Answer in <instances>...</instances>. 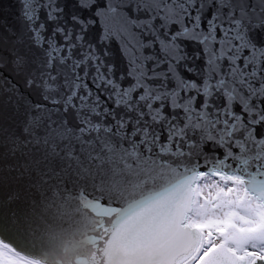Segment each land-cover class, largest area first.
<instances>
[{
	"label": "snow or ice",
	"instance_id": "obj_1",
	"mask_svg": "<svg viewBox=\"0 0 264 264\" xmlns=\"http://www.w3.org/2000/svg\"><path fill=\"white\" fill-rule=\"evenodd\" d=\"M12 8L0 11V218L128 212L192 174L264 192V0Z\"/></svg>",
	"mask_w": 264,
	"mask_h": 264
},
{
	"label": "water",
	"instance_id": "obj_2",
	"mask_svg": "<svg viewBox=\"0 0 264 264\" xmlns=\"http://www.w3.org/2000/svg\"><path fill=\"white\" fill-rule=\"evenodd\" d=\"M14 4L0 0V11L11 12ZM200 176L161 183L151 199L128 212L69 205L39 218L21 216L14 224L0 218V246L40 264H182L201 242L200 229L188 224ZM255 194L264 200V192ZM263 235L264 221L249 232L234 233L199 264H250L247 254L228 244L243 246Z\"/></svg>",
	"mask_w": 264,
	"mask_h": 264
},
{
	"label": "rangeland",
	"instance_id": "obj_3",
	"mask_svg": "<svg viewBox=\"0 0 264 264\" xmlns=\"http://www.w3.org/2000/svg\"><path fill=\"white\" fill-rule=\"evenodd\" d=\"M224 175V174H219ZM206 175L195 187L196 198L188 223L214 234L224 228L248 229L257 226L264 219V204L255 199L238 177ZM245 220V226L241 221ZM264 245V237L257 245ZM210 247L208 250H210ZM203 254H200V258Z\"/></svg>",
	"mask_w": 264,
	"mask_h": 264
},
{
	"label": "bare ground",
	"instance_id": "obj_4",
	"mask_svg": "<svg viewBox=\"0 0 264 264\" xmlns=\"http://www.w3.org/2000/svg\"><path fill=\"white\" fill-rule=\"evenodd\" d=\"M211 176V175H210ZM240 180V178H238ZM242 181V180H240ZM0 261L4 264H40L0 246Z\"/></svg>",
	"mask_w": 264,
	"mask_h": 264
},
{
	"label": "flooded vegetation",
	"instance_id": "obj_5",
	"mask_svg": "<svg viewBox=\"0 0 264 264\" xmlns=\"http://www.w3.org/2000/svg\"><path fill=\"white\" fill-rule=\"evenodd\" d=\"M234 231H231L230 229H229V234H231V233H233ZM251 254L253 255L252 256V258L254 257V259H256V258H259V257H256L257 256V253L255 252V250H253V251H251ZM254 254H256L255 256H254ZM253 259V260H254Z\"/></svg>",
	"mask_w": 264,
	"mask_h": 264
}]
</instances>
